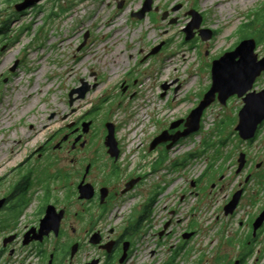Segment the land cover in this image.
I'll return each instance as SVG.
<instances>
[{"label":"rangeland","instance_id":"rangeland-1","mask_svg":"<svg viewBox=\"0 0 264 264\" xmlns=\"http://www.w3.org/2000/svg\"><path fill=\"white\" fill-rule=\"evenodd\" d=\"M21 1L0 0V25L11 21L7 36L0 34V50L8 44L0 51V200L13 191L12 209L1 214L0 247L5 237L20 232L27 222L20 224V185L28 184V180L20 184L24 173L36 171L40 177V183L34 179L30 185L50 181L49 171L38 170L37 162H32V153L60 127L61 116L69 111V93L83 84L81 80L97 81L98 85L76 104L80 111L99 110L98 129L102 120L111 118L119 124V134L128 145L133 141L139 144L149 131L163 128L166 119L189 115L199 105L212 85L216 59L234 50L243 39L264 35V0H156L163 11L183 4L167 20L156 11L142 20L133 17L145 0H43L18 12L15 5ZM191 9L202 15V28L214 32L211 39L204 40L199 35L186 40L184 29L192 21V16L187 15ZM173 18L177 22L171 23ZM87 33L89 38L83 45ZM162 42L157 55L149 57ZM17 60L19 64L13 72L11 68ZM128 78L130 82L138 80L135 88L118 97L122 82ZM165 83L181 88L178 92L171 88L162 98L160 89ZM214 104L207 110L200 131L180 146L178 157L184 158L186 167L185 178L177 185L198 176H205V183L221 175L226 179L209 200L190 198L187 204L175 206L178 218L188 216L187 211L193 207L199 229L197 238L180 252L178 264H229L239 256L244 244L238 229L240 220L264 206V185L257 184L264 182V127L255 141H244L236 130L243 100L236 97L228 106ZM54 112L57 117L51 119ZM154 119H158L157 126ZM241 152L248 154L249 168L239 175ZM258 164L262 165L260 169ZM79 166L69 160L58 162L53 173L74 172L65 185L75 188ZM248 169L254 179L247 186L242 209L235 217H227L222 208L225 197L239 188ZM161 183L154 175L148 185ZM15 185L18 186L14 188ZM50 185H56L57 194H62L63 182L57 180ZM34 195L33 201L37 191ZM73 201L71 219L80 208ZM35 204L36 201L32 205ZM161 207L158 205V209ZM87 224L88 219L83 225ZM180 231V227L176 228L164 243L168 247L160 255L164 260L171 256V245L179 247ZM149 241L151 246L156 245L153 237ZM14 246L20 247V243ZM255 249L261 250L256 255L261 259L254 256L248 264H264V234ZM0 264H20V251Z\"/></svg>","mask_w":264,"mask_h":264},{"label":"flooded vegetation","instance_id":"flooded-vegetation-1","mask_svg":"<svg viewBox=\"0 0 264 264\" xmlns=\"http://www.w3.org/2000/svg\"><path fill=\"white\" fill-rule=\"evenodd\" d=\"M154 1L153 11L162 12V14L168 11L167 19H169L173 10L163 11L162 6L156 3V0ZM177 4L183 7L182 3ZM260 34L262 36L254 37L258 59L264 58V35ZM199 35L197 31L192 40L198 38ZM7 45H4L1 50L4 51ZM2 76L3 74L0 75ZM95 78L97 80L99 77L96 75ZM81 82L89 84L91 89L84 98H79L78 92L73 96L69 93V111L61 116L60 127L44 139L32 153V162H37L38 170L47 169L49 171L50 181L44 185H30L34 179L40 183V177L36 171L29 174L26 172L21 177L20 184L24 180L26 182L28 180V184L20 185V224L25 220L27 222L23 228L20 227V232L4 238L3 245L0 247V261L6 257L15 256L20 251V264H88L90 262H96V264H178L180 252L197 238L199 229L194 221L196 212L193 207L187 211L188 216L178 218L176 216L179 214L175 206L181 207L187 204L190 198L198 201L207 197L203 200H209V195L214 194L216 190L221 189V185H224L223 181L226 177L221 175L205 183V176H198L187 180L185 185H177L180 179L185 178L183 169L186 167L184 158L179 159L178 152L184 140L194 134L182 137L176 142L169 140L156 146L153 143L156 137L165 130H168L170 135L184 131L185 122L173 128L172 126L174 122L185 119L188 114L166 119L162 122L163 128L157 127L149 131V134H146L139 144L133 141L128 145L119 134L120 126L116 121L111 118L106 121L102 120V127L98 129L96 116L100 111L92 109L90 112L82 113L76 106L78 102L86 99L91 90L98 85L97 81L91 83L83 79ZM133 82H130L129 78L123 81L118 97L129 93L131 88H135L138 80ZM173 85L165 89L162 84L160 96L166 97L171 88L178 92L181 85L177 87ZM77 88L79 87H74L72 90ZM252 90L257 92L264 90V71L254 82ZM236 97L229 98L225 106H228ZM71 99H74L73 102ZM217 102L219 101L216 100L214 103L217 104ZM210 107L204 111L202 123ZM56 117L57 113L54 112L51 119ZM154 121L157 126L158 119ZM87 122H91V126L88 131H85L84 124ZM108 122H112L115 126L117 150L114 155L111 154L110 147L106 144L108 135L106 124ZM263 127L264 122L259 130ZM255 139L250 141H255ZM41 160H44L43 165L40 164ZM68 160L72 165H80L75 188L65 185V182L71 181L74 172L59 170L56 174L53 173L58 162L67 163ZM248 163L247 154L246 166L237 174L244 173L246 167L249 168ZM261 167L262 165H257L258 169ZM154 175L162 180V183L148 185L149 182L152 184ZM253 179V174L248 169L245 180L238 184L239 188L226 195L222 205L223 209L238 190H243L237 208L232 214L226 215L227 217H235L241 211L242 201L247 194V186ZM57 180L64 183L61 185L62 194H57L56 185H50ZM83 180L92 184L90 185L92 186L91 197H80L79 184ZM171 182L173 183L170 185ZM257 184L264 185V182ZM17 186L15 185L14 188ZM36 191L38 195L34 200L36 201L34 207L32 204ZM12 192L5 196L6 202L0 213V223L1 214L12 209L10 206ZM73 200L79 204L80 208L74 211V217L71 219L70 202ZM158 205L162 207L158 209ZM31 208L32 213L29 214L28 211ZM263 210L264 206L251 211L247 218L240 220L238 229H241L240 235L244 237V244L240 247L242 250L239 256L230 260L229 264H248L250 258L261 252V250L256 251L255 248L264 234V224L255 231L254 222ZM48 214L56 218L62 214L64 216L61 218L59 230L49 225L40 237L42 220ZM86 219L89 224L83 225ZM179 227L181 229L177 238L178 241L180 240L179 247L178 244L171 245V256L164 260L160 256L168 248L164 243ZM190 233L193 234L188 237ZM11 236H15V239L5 244V239ZM149 237L157 240L155 246L150 245ZM17 243H20V247L14 246ZM255 259L260 260L261 258L256 256Z\"/></svg>","mask_w":264,"mask_h":264},{"label":"water","instance_id":"water-1","mask_svg":"<svg viewBox=\"0 0 264 264\" xmlns=\"http://www.w3.org/2000/svg\"><path fill=\"white\" fill-rule=\"evenodd\" d=\"M43 0H23L15 5L18 12H23L34 5L38 4ZM154 0H145L144 6L141 10L133 12L132 16L138 19L146 18L147 14L154 10ZM124 2L119 3V7L122 8ZM182 7L181 4L176 5L172 10L177 11ZM168 11L163 13L162 18H168ZM192 16V21L184 29L186 33V40H192L197 31L204 40H209L213 37V32L211 29L202 28L203 17L202 15L192 9L188 12ZM171 23L177 22L176 18L171 19ZM89 38V33L84 36V43H86ZM163 42L152 49L149 55L158 53ZM256 49V39L253 37L243 39L237 47L226 52L222 57L216 59L213 63L212 70V85L210 89L204 94L199 105L192 109L190 114L183 120L174 122L173 127L178 126L181 122H185V130L179 131L174 135H170L168 130L163 131L154 140L153 145L156 146L159 143L166 141L176 142L182 137H187L193 133L198 132L202 127V116L204 111L210 107L216 100L221 104L226 105L228 99L232 96H237L241 98L244 102L243 107L239 111V121L236 126L239 136L244 141H250L256 138L261 125L264 122V90L257 92L253 89L254 82L264 71V58L258 59V54ZM19 61L17 60L11 71H15L18 67ZM171 86L169 83L164 84V88L167 89ZM91 89V86L85 82L77 88L71 91L70 95L73 96L75 93H79V98H84L87 92ZM74 99H71L73 102ZM85 131H88L91 122L84 124ZM108 128V135L106 138V144L110 147L111 154H115L117 150V142L115 138V126L112 122L106 124ZM239 167L237 172L240 173L247 163V153L241 152L239 157ZM261 166V164H259ZM79 192L81 198L91 197L92 185L91 183H86L84 180L79 184ZM243 190H238L232 200L228 202L225 206V214H232L237 208L240 199L242 197ZM6 202V198L0 200V213L2 207ZM64 216L62 214L60 217H55L48 214L43 220L41 225V234L43 236V230L47 226H54L56 230H59L61 218ZM264 224V210L256 218L254 222V230L256 231ZM193 233L187 235L190 237ZM15 239V236H11L5 239V244L11 242ZM28 242V241H26ZM88 264H96V262H90Z\"/></svg>","mask_w":264,"mask_h":264},{"label":"trees","instance_id":"trees-1","mask_svg":"<svg viewBox=\"0 0 264 264\" xmlns=\"http://www.w3.org/2000/svg\"><path fill=\"white\" fill-rule=\"evenodd\" d=\"M10 24H11V21H4L3 24L0 25V29H2V30H0V34H1V35H5V36H7L6 33L9 31L8 29H9V27H10ZM3 29H5V31H4ZM3 31H4V32H3ZM2 32H3V33H2ZM186 159H188V158H186Z\"/></svg>","mask_w":264,"mask_h":264},{"label":"bare ground","instance_id":"bare-ground-1","mask_svg":"<svg viewBox=\"0 0 264 264\" xmlns=\"http://www.w3.org/2000/svg\"><path fill=\"white\" fill-rule=\"evenodd\" d=\"M194 134V133H193Z\"/></svg>","mask_w":264,"mask_h":264}]
</instances>
